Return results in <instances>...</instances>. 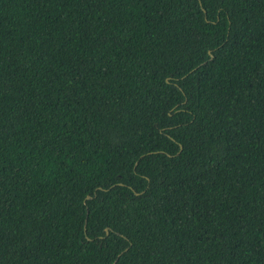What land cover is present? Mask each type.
<instances>
[{"label": "trees", "instance_id": "obj_1", "mask_svg": "<svg viewBox=\"0 0 264 264\" xmlns=\"http://www.w3.org/2000/svg\"><path fill=\"white\" fill-rule=\"evenodd\" d=\"M0 264H264V0H0Z\"/></svg>", "mask_w": 264, "mask_h": 264}, {"label": "water", "instance_id": "obj_2", "mask_svg": "<svg viewBox=\"0 0 264 264\" xmlns=\"http://www.w3.org/2000/svg\"><path fill=\"white\" fill-rule=\"evenodd\" d=\"M86 199H90V197H86Z\"/></svg>", "mask_w": 264, "mask_h": 264}]
</instances>
